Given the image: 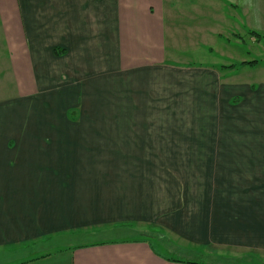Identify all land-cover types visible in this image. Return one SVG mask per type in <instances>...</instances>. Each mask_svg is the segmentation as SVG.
I'll return each instance as SVG.
<instances>
[{"label": "crops", "instance_id": "0c3cea01", "mask_svg": "<svg viewBox=\"0 0 264 264\" xmlns=\"http://www.w3.org/2000/svg\"><path fill=\"white\" fill-rule=\"evenodd\" d=\"M244 32L264 45V0H0V264H201L173 254L229 250L264 264V134L181 151L149 134L161 121L130 117L181 76L209 113L221 93L263 128L264 82L219 88L236 67L203 65H232ZM180 48L197 60L179 64ZM114 231L136 236L57 242Z\"/></svg>", "mask_w": 264, "mask_h": 264}, {"label": "rangeland", "instance_id": "374dc122", "mask_svg": "<svg viewBox=\"0 0 264 264\" xmlns=\"http://www.w3.org/2000/svg\"><path fill=\"white\" fill-rule=\"evenodd\" d=\"M262 46L264 47L263 43L261 42L256 43L255 39H250L245 32L241 34V44H240V52L236 54L235 59H233L234 62L229 63L232 65H238L242 63V61L251 62V61H258L257 67L251 68L249 66H246L244 68L237 66L234 71L232 72H222L221 77L222 80L218 81V87L226 86L229 84L237 85L242 89V91L245 89L247 90L248 87L251 84L258 83V82H264V55L261 53ZM185 50V49H184ZM178 51H183V48H180ZM203 53H207L206 50H203ZM181 56L177 57L175 60L179 61V64H186L189 60H197V57H194V59H191L188 53L183 51L180 53ZM204 56V63L203 65L212 66L214 64H217L216 69L220 70V67H227L222 63V61L216 59L213 57L212 54H203ZM201 60H199V63L201 64ZM215 62V63H214ZM162 82H165L164 84H170L174 83L176 87L171 86L168 87L163 84V92L160 94V96H157L158 104L156 103H147L146 104V111L143 112V106H140V111L138 113L131 112V119H146L150 121H154L156 124H159V121H161L164 125L162 127H153L149 128V134H151V131L155 132V135H160L159 137L161 141H163V145L166 144V141H169L168 137H172L171 140H176L179 142V150L186 151L188 142L186 141V138L194 139L195 142H198L194 145L195 151H208V145H203L207 141L209 145L211 146L212 150L218 151L217 147L219 146L216 142L218 139H227L230 140L233 136L236 134H239L241 132L240 137H243V139H247L245 137H249L250 134L255 133L257 130L258 134H264V127L259 126L257 123V127L254 125L252 126V123L250 121H246L243 118V115L246 119L250 118V114L248 110L241 111L243 107L234 108L230 105L227 106V99L221 95V93L216 96V101H214V104H217V111L214 113H209L206 111L208 108V104L206 102V96L204 92L202 91V87L198 86L195 88L193 84L190 85V80L183 78L181 76H177V78H163ZM244 90V91H245ZM4 91V90H3ZM2 92V91H1ZM0 92V97H5V93ZM14 92V87H13ZM227 97L231 96L230 94L226 95ZM234 98V97H233ZM223 99V100H222ZM156 104V105H154ZM137 108H139L138 105H136ZM227 106V108H225ZM224 107V108H222ZM200 110H196V109ZM54 111V113H53ZM52 112L49 113L48 118H51L52 120L59 119L60 118V111L56 112L53 109ZM62 112V111H61ZM247 112V113H245ZM51 116V117H50ZM70 117L73 116L72 114L69 115ZM241 116V119H240ZM206 121V122H204ZM213 122V126L211 125ZM206 125H204V124ZM208 123V125L206 124ZM210 123V124H209ZM166 126V127H165ZM175 131V133L173 132ZM207 132L208 136L206 134H203ZM235 132V133H234ZM244 135V136H242ZM248 135V136H247ZM209 137V139H207ZM249 139V138H248ZM241 141V140H239ZM243 141V140H242ZM181 143V144H180ZM203 143V144H202ZM162 145V146H163ZM218 145V146H217ZM202 146L204 148L202 149ZM225 147V146H224ZM231 147H227L224 149L219 148V151H225V152H233L234 150ZM189 148V146H188ZM237 150V148H236ZM191 172V173H190ZM189 173L191 174L189 183L192 185H195L200 178H202L201 170L197 169H191ZM188 173V174H189ZM200 174V175H199ZM189 176V175H188ZM186 177V179L188 178ZM192 178V179H191ZM197 181V182H196ZM224 194H226L223 197V201L225 203H229V206L232 207L233 201L232 200V194L223 191ZM200 195L201 193H194ZM214 194V193H213ZM230 197V198H229ZM136 234H134L131 231H124L118 232H107L104 235H98V236H83L79 239L71 238L65 241V239H60L57 242L58 243H72V244H81V243H89V242H95L99 240H105L107 238H114L118 237V239H130L132 237H135ZM153 244H155L153 242ZM54 247V244H50L47 247L44 248H35L34 250L27 252L28 254H38L40 252H45L47 250H50ZM27 254V255H28ZM187 253H178L173 254V258H181L183 260H193L197 261L201 264H204L209 262V264H263L260 261L257 263L254 259V256H247L246 252L244 250H229L227 252H224V254H220L219 257L218 254H215V257H211V259H207V257L204 254L197 255L194 253V255H189ZM171 256V255H169ZM252 259V260H251Z\"/></svg>", "mask_w": 264, "mask_h": 264}, {"label": "trees", "instance_id": "16d2710c", "mask_svg": "<svg viewBox=\"0 0 264 264\" xmlns=\"http://www.w3.org/2000/svg\"><path fill=\"white\" fill-rule=\"evenodd\" d=\"M249 35H253V33H249ZM55 52H58V49L55 50ZM257 64H258L257 61L242 62V63H240V64H238V65H230V66H228V67H220V69H233V68H235V67H237V66H239V67H246V66H249V67L254 68V67L257 66ZM238 102H239V98H232V99L230 100V104H231L232 106H234V105L237 104ZM69 115H70V114H69Z\"/></svg>", "mask_w": 264, "mask_h": 264}]
</instances>
